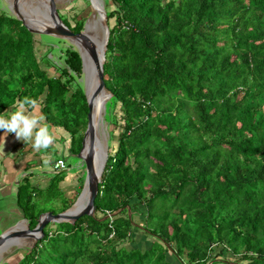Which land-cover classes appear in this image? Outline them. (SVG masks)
<instances>
[{"label": "trees", "instance_id": "16d2710c", "mask_svg": "<svg viewBox=\"0 0 264 264\" xmlns=\"http://www.w3.org/2000/svg\"><path fill=\"white\" fill-rule=\"evenodd\" d=\"M105 8L106 109L119 108L121 125L95 215L44 228L16 264H264V0H105ZM81 13L59 10L75 32ZM48 54L37 55L34 35L0 7V112L38 98L76 155L85 68L73 44L61 66ZM51 195L19 185L30 228L57 212L39 205Z\"/></svg>", "mask_w": 264, "mask_h": 264}, {"label": "water", "instance_id": "95a60500", "mask_svg": "<svg viewBox=\"0 0 264 264\" xmlns=\"http://www.w3.org/2000/svg\"><path fill=\"white\" fill-rule=\"evenodd\" d=\"M6 2L11 14L20 20L32 35H49L68 40L76 46L82 61V71H84V60L80 51L82 48L87 50L91 62H93V85L89 87L90 81H88L87 74L85 75L84 81V93L88 105L87 125L83 134L81 148L76 154L84 163V181L81 192L67 209L56 213L52 211L42 213L33 228H30L27 222L25 228L16 229L15 227L18 224L26 221L24 219L0 232V245L23 237L33 238V243L35 244L44 235L43 230L49 223L68 222L74 224L83 215L92 217L95 215V198L106 164L108 151L107 144L98 146L97 143L99 142V133L106 111V103L112 97L111 91L104 82L105 52L109 37V26L106 11L103 6L104 3L101 8L97 9L95 16V11L93 10L86 18L83 29L75 32L66 25L60 16L56 0H44L45 12L50 18V22L40 28L28 24V19L22 13L21 0H6ZM89 2L93 9L95 6L92 0H89ZM33 25H36V23L33 22ZM100 39L103 40L102 46H98V40ZM100 90L102 94H100L101 92L99 93ZM84 192H86L85 205L75 208ZM113 214H107L105 217H111ZM128 215H130L129 210Z\"/></svg>", "mask_w": 264, "mask_h": 264}, {"label": "crops", "instance_id": "0c3cea01", "mask_svg": "<svg viewBox=\"0 0 264 264\" xmlns=\"http://www.w3.org/2000/svg\"><path fill=\"white\" fill-rule=\"evenodd\" d=\"M55 128L59 130V138L53 148L47 151H35L30 144L26 145L24 141L16 139L14 133H9L5 137L4 131L0 130V232L26 219L17 203L16 196L19 185L25 180L35 191L42 194L44 191L46 193L50 191L49 194L54 193L56 197V194L61 191L64 195L62 201L73 200L74 202L77 197L73 193L79 195L81 191H78L79 179L84 177L83 162L76 172L75 184L71 179L66 158L58 151L61 144L64 151L66 147H70V136L62 127ZM59 158L65 160L66 168L55 172L53 163ZM45 160L49 162L45 164ZM2 220L8 223L3 226Z\"/></svg>", "mask_w": 264, "mask_h": 264}, {"label": "rangeland", "instance_id": "374dc122", "mask_svg": "<svg viewBox=\"0 0 264 264\" xmlns=\"http://www.w3.org/2000/svg\"><path fill=\"white\" fill-rule=\"evenodd\" d=\"M56 1H57L58 10H62L63 12H65L68 18H71L74 13L76 14L81 13V11H84L81 14L89 16L94 9V8L92 9L91 5L90 6L88 5L87 7V4H86L87 0H56ZM92 2L94 6H96V8L97 7L101 8L102 4L104 3L103 6L105 8V0H92ZM21 3H22V13L25 16L26 0H21ZM0 7L3 10L9 11L6 0H0ZM40 36L34 35L37 55L42 56L44 53L48 51L49 52L48 56L52 61H54L57 65H60V66L63 65V59L61 57V54L63 53V49L71 43L68 40L56 38V37L49 36V35L41 34ZM53 71H54L53 68H51L50 72H53ZM84 81H85V75L83 72L82 75L77 78V82L84 88ZM107 109L104 114L103 124L101 126V130H100L101 132L99 133V136L102 142L104 143V145L107 144V146L110 147L109 149L113 148L112 150H114L117 144V139H118V135L120 132L119 130H120V125H121V119H120L121 112L119 111L118 107H116L115 110L113 111V113L115 112V117L117 120V122L114 123L113 113L111 112L112 107H109ZM104 145L102 144V146ZM58 151L60 154L64 155V157L66 158V161L69 165V172H71V179H73L76 184V180L74 178L76 176L77 170L81 168V166L79 165H81L83 161L80 158H78L77 155L74 156V154L70 153L68 147H66L64 151L62 144L58 148ZM83 167H84V164H83ZM49 193L50 191L48 193L44 191V194H46V197L48 196L47 194ZM73 195L75 197L78 196L75 193H73ZM63 196L64 195L60 191L56 194V197L52 196L49 199L46 198L45 201L39 203V205H43L47 207L48 209H52V210L59 212V210L61 209L63 205V201H62ZM134 220H136L137 223L141 222L139 216L135 217ZM25 222L27 223L28 221H25ZM1 223L3 226H5L8 223V221L5 222L2 220ZM56 226L57 225H55V223H49L45 227V229L54 230ZM137 234H140V233L137 232ZM130 243L131 242L129 241H125L123 242L121 246H129ZM32 244L34 243L32 242ZM32 244L31 243L25 244L26 246L25 245H21V246L13 245V246H9L4 251H0V263L16 264L22 258L24 250L30 248Z\"/></svg>", "mask_w": 264, "mask_h": 264}, {"label": "clouds", "instance_id": "9594fccd", "mask_svg": "<svg viewBox=\"0 0 264 264\" xmlns=\"http://www.w3.org/2000/svg\"><path fill=\"white\" fill-rule=\"evenodd\" d=\"M10 106L11 110L0 112V130L4 131L5 137L9 133H14L16 139L24 141L26 145L30 144L35 151L53 148L59 138V130L47 122L41 112L38 98L25 96ZM48 162L44 161L45 164Z\"/></svg>", "mask_w": 264, "mask_h": 264}, {"label": "bare ground", "instance_id": "6f19581e", "mask_svg": "<svg viewBox=\"0 0 264 264\" xmlns=\"http://www.w3.org/2000/svg\"><path fill=\"white\" fill-rule=\"evenodd\" d=\"M93 10L95 11V13H94V16H95V14L97 12L96 6L94 7ZM25 13H26L25 17H26V19H28V24L30 26H37L36 28H40L41 26H44L45 24L50 22V18L47 16V14L45 12L44 0H26ZM33 22H35L36 25H33ZM102 41H103L102 39L98 40V46H102ZM81 51H82L81 53H82L83 60H84L85 75L87 74L88 81H90L89 87H91L93 85L92 80L94 79L92 76L93 62H91L90 55L86 49L82 48ZM100 92H101V90L99 91V93ZM100 94H102V92ZM102 144L104 145V143L102 142V140L99 136V142L97 143V145L102 146ZM85 194H86V192H84L82 194V196L80 197L78 204L76 205L75 208L85 205V203H86ZM25 227H26L25 222H22L21 224H18V226H16L15 228L16 229H22ZM33 241H34L33 238H25V237L16 238L13 241H9V242H6V243L0 245V251H4L9 246H13V245L21 246V245H25V244H29V243L32 244Z\"/></svg>", "mask_w": 264, "mask_h": 264}, {"label": "built area", "instance_id": "2783aa9c", "mask_svg": "<svg viewBox=\"0 0 264 264\" xmlns=\"http://www.w3.org/2000/svg\"><path fill=\"white\" fill-rule=\"evenodd\" d=\"M66 167L65 161L63 159H57L53 164L54 171H59Z\"/></svg>", "mask_w": 264, "mask_h": 264}]
</instances>
